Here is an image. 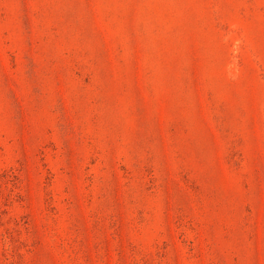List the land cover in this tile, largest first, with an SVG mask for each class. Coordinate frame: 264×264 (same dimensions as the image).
Segmentation results:
<instances>
[{
	"label": "rangeland",
	"instance_id": "374dc122",
	"mask_svg": "<svg viewBox=\"0 0 264 264\" xmlns=\"http://www.w3.org/2000/svg\"><path fill=\"white\" fill-rule=\"evenodd\" d=\"M0 264H264V0H0Z\"/></svg>",
	"mask_w": 264,
	"mask_h": 264
}]
</instances>
